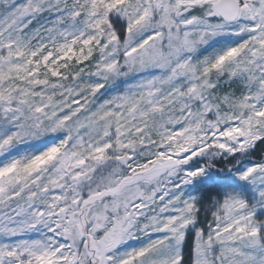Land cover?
I'll use <instances>...</instances> for the list:
<instances>
[{
	"label": "snow or ice",
	"instance_id": "1",
	"mask_svg": "<svg viewBox=\"0 0 264 264\" xmlns=\"http://www.w3.org/2000/svg\"><path fill=\"white\" fill-rule=\"evenodd\" d=\"M0 264H264V0H0Z\"/></svg>",
	"mask_w": 264,
	"mask_h": 264
}]
</instances>
